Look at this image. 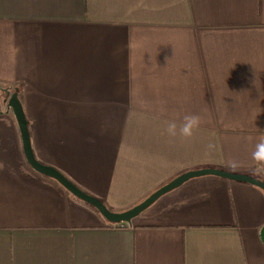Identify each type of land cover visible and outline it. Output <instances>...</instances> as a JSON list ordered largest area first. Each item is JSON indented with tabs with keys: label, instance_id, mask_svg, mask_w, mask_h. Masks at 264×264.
Segmentation results:
<instances>
[{
	"label": "crops",
	"instance_id": "1",
	"mask_svg": "<svg viewBox=\"0 0 264 264\" xmlns=\"http://www.w3.org/2000/svg\"><path fill=\"white\" fill-rule=\"evenodd\" d=\"M8 86L36 158L111 209L188 170L264 181V0H0V264H264L262 188L197 177L108 224L28 163Z\"/></svg>",
	"mask_w": 264,
	"mask_h": 264
},
{
	"label": "water",
	"instance_id": "2",
	"mask_svg": "<svg viewBox=\"0 0 264 264\" xmlns=\"http://www.w3.org/2000/svg\"><path fill=\"white\" fill-rule=\"evenodd\" d=\"M4 93L6 98L4 102H7L9 108L12 109L22 135L23 148L26 159L28 163L38 172L54 178L57 180L66 190L73 194L78 199L85 201L86 203L92 205L96 208L101 215L110 223H132V220L142 214L146 209H148L152 204H154L160 197L167 194L168 192L180 187L185 182L190 179L213 175L217 177H222L235 181L247 182L253 185H256L264 190V181L254 178L247 174L242 173H233L220 168H200L194 170L185 171L178 176L174 177L168 183L162 185L149 196H147L143 201L137 203L136 205L123 210V211H114L111 210L99 197L92 195L73 181H71L64 173L58 170L52 165H47L40 162L33 151L31 135L28 126V119L26 117L23 104L19 98L18 92H11L10 90L4 88ZM261 239L264 243V226L261 229Z\"/></svg>",
	"mask_w": 264,
	"mask_h": 264
},
{
	"label": "clouds",
	"instance_id": "3",
	"mask_svg": "<svg viewBox=\"0 0 264 264\" xmlns=\"http://www.w3.org/2000/svg\"><path fill=\"white\" fill-rule=\"evenodd\" d=\"M202 124V117L195 114L184 115L181 122L176 120H169L166 122L165 132L169 138H183L185 140L190 139L194 136L195 132L200 128ZM215 146L209 144L208 148L211 150ZM252 159L258 164L264 165V136H262L254 146L252 151ZM233 168L237 167L236 161L231 162Z\"/></svg>",
	"mask_w": 264,
	"mask_h": 264
},
{
	"label": "trees",
	"instance_id": "4",
	"mask_svg": "<svg viewBox=\"0 0 264 264\" xmlns=\"http://www.w3.org/2000/svg\"><path fill=\"white\" fill-rule=\"evenodd\" d=\"M6 89H8V90H10V91H16V88H13V87H11V86H8V87H6ZM73 195V194H72ZM74 196V195H73ZM75 197V196H74ZM76 199H78L77 197H75ZM79 201H81L82 203H84V204H86V205H88V206H90V207H92L94 210H96V212L108 223V224H111V225H116V226H122V225H127V224H129V223H126V222H123V223H110V222H108L102 215H101V213L96 209V208H94L92 205H90V204H88V203H86L85 201H83V200H81V199H78ZM103 201V200H102ZM108 207H109V205H108V203L107 202H105V201H103ZM110 208V207H109ZM111 209V208H110ZM112 210V209H111Z\"/></svg>",
	"mask_w": 264,
	"mask_h": 264
},
{
	"label": "rangeland",
	"instance_id": "5",
	"mask_svg": "<svg viewBox=\"0 0 264 264\" xmlns=\"http://www.w3.org/2000/svg\"><path fill=\"white\" fill-rule=\"evenodd\" d=\"M231 172V171H230ZM234 173V172H233ZM112 210H114V211H122V210H124V209H119V210H117L116 208L115 209H112Z\"/></svg>",
	"mask_w": 264,
	"mask_h": 264
}]
</instances>
